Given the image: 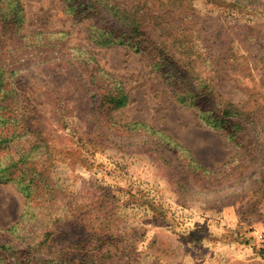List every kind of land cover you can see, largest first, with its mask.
I'll return each mask as SVG.
<instances>
[{
    "label": "rangeland",
    "instance_id": "374dc122",
    "mask_svg": "<svg viewBox=\"0 0 264 264\" xmlns=\"http://www.w3.org/2000/svg\"><path fill=\"white\" fill-rule=\"evenodd\" d=\"M19 2L14 36L0 10V63L17 71L6 75L0 168L22 159L0 178V264H264V120L232 143L177 102L147 55L92 46L62 0ZM193 4L199 43L210 35L235 53L226 93L264 106V0ZM62 31L124 88L126 106L108 112L84 96L82 66L74 79L30 48L16 55L19 37Z\"/></svg>",
    "mask_w": 264,
    "mask_h": 264
},
{
    "label": "trees",
    "instance_id": "16d2710c",
    "mask_svg": "<svg viewBox=\"0 0 264 264\" xmlns=\"http://www.w3.org/2000/svg\"><path fill=\"white\" fill-rule=\"evenodd\" d=\"M174 1L178 4L177 8L165 7L157 0H62V3L65 13L75 25H85L86 38L92 46H124L135 53L147 55L151 66L172 88L177 102L197 109L206 125L223 129L230 142L241 144L250 136L249 131L259 132L257 127L264 120V106L250 102L241 105L230 92L226 93L225 84L231 80L228 72L238 69L235 63L228 62V57H235V53H229L231 50L226 46L209 44L210 35L206 36L209 38L207 43H199L194 34L205 32V29L197 30L194 27L199 18L193 0ZM0 2L4 25H19L13 30L11 36H14L24 20V14H20V2ZM235 4L242 6L239 1ZM8 30L12 31V28ZM69 34V31L43 32L19 37L23 42L16 55L19 54L21 59L30 48L32 54L36 52L38 56L42 55V63L50 62L53 68L62 69L64 76L74 79L81 76L82 66L90 80L88 82L94 86L89 90L85 86L88 82L81 81L78 87L81 91L82 86L84 96L94 92L93 103L108 112L126 106L128 93L121 85L112 87V84L106 83L108 79L104 77L108 73L103 72L91 55H86L87 59L82 56L85 47H70ZM217 53L222 56L220 59L215 58ZM62 62L68 65L60 68ZM14 64L0 63V123L12 120V112H6L8 102L5 99L6 90L9 89L6 75L17 72L10 68ZM248 121L251 122L249 127ZM7 141L8 137L0 135V150ZM21 160L19 158L8 168H0V178ZM0 248L4 250L5 245Z\"/></svg>",
    "mask_w": 264,
    "mask_h": 264
},
{
    "label": "built area",
    "instance_id": "2783aa9c",
    "mask_svg": "<svg viewBox=\"0 0 264 264\" xmlns=\"http://www.w3.org/2000/svg\"><path fill=\"white\" fill-rule=\"evenodd\" d=\"M259 243L262 249H264V233L261 235Z\"/></svg>",
    "mask_w": 264,
    "mask_h": 264
},
{
    "label": "crops",
    "instance_id": "0c3cea01",
    "mask_svg": "<svg viewBox=\"0 0 264 264\" xmlns=\"http://www.w3.org/2000/svg\"><path fill=\"white\" fill-rule=\"evenodd\" d=\"M247 251V250H246ZM246 251H244V252H246Z\"/></svg>",
    "mask_w": 264,
    "mask_h": 264
}]
</instances>
